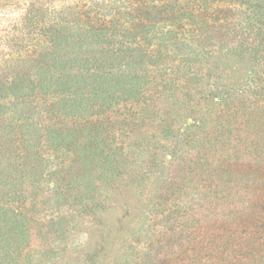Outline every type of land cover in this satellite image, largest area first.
I'll return each mask as SVG.
<instances>
[{
	"label": "rangeland",
	"instance_id": "374dc122",
	"mask_svg": "<svg viewBox=\"0 0 264 264\" xmlns=\"http://www.w3.org/2000/svg\"><path fill=\"white\" fill-rule=\"evenodd\" d=\"M42 1H47L52 10L69 9L80 22L84 21L89 10L97 7H105L102 12L107 16L114 14L125 28H130L133 22H144L135 11L133 0ZM187 1H191L188 3L193 14L183 22L184 28L177 39L173 37L164 41L163 61L134 65L136 53L127 45L125 38L120 37L111 46L116 52L108 57L103 71H100V66L78 62L77 74L83 87L67 97L58 87L57 80L61 75L52 71L46 75L37 63V56L53 50V47L47 42H32V45L23 42L25 48L17 49L13 41L4 39L6 34L12 36L10 27L14 24L9 27L11 22L2 20L0 75L8 80L21 73H27L33 80L41 76L45 78L44 91L48 97H44V103L37 99V108L41 104H46L45 108L47 105L55 107V112L59 108H67L74 119H79V116L92 114L95 107L99 114L105 112L102 118L117 120L122 103L119 98L130 89V84L123 85L122 80L125 82L126 76L132 74L145 79L143 94L152 91L159 94L152 107L154 110H146L141 117L143 129L137 135V144H141L147 154L144 155L143 148L138 145L132 153L135 158L133 176L143 175L145 178L135 177L128 181L118 176L117 164L111 165L108 160L100 159V166L93 168L90 182L85 185L95 194L94 202L85 204L93 209L86 214L67 217L70 221L65 225L67 236L51 242V247L58 252L51 264H123L132 258L133 252L146 249L167 264H182L187 256L192 259L190 264H218L220 258V264H259L248 252L255 254L256 250H264V144L247 147L248 141L242 145L235 138V132L228 141L229 132H225L220 141L215 138V133L221 131L220 122L229 107L239 109L238 117L243 112L264 113V100H261L264 97L250 87L259 83L264 72V64L256 57L257 54H245L238 65L219 62L226 51L232 49L235 52L237 40L247 34V30L243 32L246 27L242 20L255 21L264 27V0H208L214 6L212 18L211 13L204 15L200 8L205 0H183L184 6H188ZM30 2L0 0V15L9 16L12 23L17 24L28 12ZM230 13L241 18L229 21L234 24L236 34L227 41L222 39L215 21L225 20ZM99 49L96 46L91 48ZM74 51L76 49L72 50L70 45L63 46L57 53L73 59L77 57L73 55ZM120 52L124 55L118 58ZM213 69L217 71L213 72ZM101 73H106L105 76L113 73L111 76L119 77L121 83L115 85L100 76ZM64 75L69 77V73ZM0 106L6 109L0 121L1 128L8 123H20L13 112L12 98L0 99ZM19 108L17 106V110ZM38 111L42 110L39 108ZM41 116L45 119L43 112ZM43 135L38 141L21 144L18 152L24 154L29 147L34 158L37 160L39 157L36 178L42 185L41 189L48 191L51 182H55L52 173L57 167L53 148L60 136L52 127L47 128ZM97 135L100 138L96 140L97 145L102 152L100 131L92 134L85 131V135L77 137L83 144H89ZM246 140L251 139L248 137ZM64 156L68 162L74 158L73 153L65 152ZM142 162L143 166L140 165ZM65 164L67 167L68 163ZM173 184L184 186L181 197L168 194V187ZM100 191L104 195L100 196ZM163 193L173 200L181 198L182 205L195 199L186 229H174L167 233L168 236L156 230L155 225L159 223L153 215V212L162 210L159 204ZM57 200L55 197L54 202ZM198 202L208 204V209L203 212L204 206ZM171 214L177 216V210L173 209ZM226 237L232 245L221 254L211 250L220 248L212 244L213 239L221 246ZM198 243L204 248L195 247ZM224 252L226 257L223 259ZM211 255L216 260L207 262L206 258Z\"/></svg>",
	"mask_w": 264,
	"mask_h": 264
},
{
	"label": "trees",
	"instance_id": "16d2710c",
	"mask_svg": "<svg viewBox=\"0 0 264 264\" xmlns=\"http://www.w3.org/2000/svg\"><path fill=\"white\" fill-rule=\"evenodd\" d=\"M133 1L136 4L135 11L139 12L144 22L137 24L133 22L130 28H125L114 14L112 16L104 14L102 11L105 7L89 10L84 15V21L80 22L69 9L52 10L47 6V1L42 0H31L28 12L17 24L12 23L13 20L9 16L0 15V27L2 20L5 22L9 20L11 22L9 27L14 24L10 27L13 31L12 36L6 34L4 39L13 41L17 49L25 48L23 42L31 45L32 42L49 43L53 50L39 54L37 63L46 75L50 71L56 75L60 74L61 77L57 80L60 91L65 97L73 96L75 91L83 87L80 85L77 74L79 61L92 67L100 66V71H103L105 63L109 61L108 57L111 58V53L116 52L111 46L118 38L123 37L127 45L133 47L131 50L136 53V60L132 62L134 65L141 63L145 66L149 61L161 62L166 47L164 41L173 37L177 39L180 30L184 28L183 22L187 16L193 14L188 3L191 1H187L188 6H184L183 0ZM214 1L219 2V0ZM202 6L204 8H200L204 15L210 14L214 7L208 0H205ZM210 17L212 18V13ZM235 18L241 17L230 13L225 20L215 21L216 29L222 35V39L225 38L228 41L236 34L234 24L229 23L232 19L237 21ZM242 21L246 27L243 32L247 30V34L237 40L235 52L232 49L226 51L227 54H224L219 62L238 65L243 61L245 54L254 52L258 55L256 57L259 61L264 64V46H261L264 45L263 25L255 21ZM8 26L6 28L9 29ZM241 26L243 29L244 26L242 24ZM260 35L262 38H259ZM61 45L64 48L71 45L72 50L76 49L73 55L77 57L72 59L57 53V50L63 47ZM95 46L100 49L91 50L92 47L95 49ZM82 54L84 55L81 56ZM122 55H124L123 52H120L118 58ZM214 71L217 70L213 69ZM73 72L74 74L71 75ZM67 73L69 77L63 76ZM106 73H101L100 76L107 78L115 85L121 83L119 77L111 76L113 73L105 76ZM139 78L137 74H132L126 76L125 82L122 80L123 85L130 84V89L119 98L122 103L117 120H110L102 118L105 112L99 114L95 107L92 114L87 117L79 116V119H74L67 108H59L57 112L54 111L56 108L53 106L47 105L45 108L46 104H41L37 108V99L44 103V97H48L44 91V85L47 83L45 78L41 76L33 80L27 73H21L8 80L0 75V99L12 98L13 112L20 119V123H8L2 126L4 128L0 127V264H51L58 253L51 247V242L65 239L67 236L65 225L70 222L67 217L77 213L78 215L86 214L93 209L91 206H85L89 202L93 203L92 200L95 197L94 192L85 185L90 182L93 168L97 169V166H100V159L108 160L111 165L117 164L119 166V175H117L128 181H132L135 177L140 180L145 178L143 175L133 176L135 158L132 153L138 145V132L143 129L141 117L146 110H154L152 107L158 100L159 94L156 91L143 94L145 79ZM258 82L257 85H250V87L255 93L258 91L257 95L264 97V72ZM17 106H20L18 110ZM39 108L45 114V119H42ZM238 111V108L229 107V110L223 113L220 122L221 131L219 134L215 133V138L222 141L225 132H229L228 141L232 138L231 134L235 132V138L242 142V145L248 141L247 147L253 144H264V113L262 111L255 114L243 112V115L238 117ZM5 113V107L0 106V121ZM50 127L58 130L60 136L56 138L59 142L53 148L57 169L52 173L55 182H51L48 191H43L42 185L36 178L39 157L36 160L29 147H26L24 154H20L18 149L22 147L21 144L38 141ZM96 130L100 131L101 145L104 147L102 152L96 141L100 140L98 135L89 144H83V141L77 137L85 135V131L92 134ZM248 137L251 140H246ZM138 146L143 148L141 151L146 155L145 148L141 144ZM65 152L74 154L70 162L65 159ZM94 162L97 163L96 166L92 165ZM188 164L192 166L191 163ZM140 165L143 166V162ZM182 188L184 186L181 184H173L168 187V194L175 198L181 197L180 194L184 191ZM102 195L104 193L100 191V196ZM55 197L58 199L56 202H54ZM171 197L163 193L159 204L162 210L153 212L155 220L159 223L155 225L156 230L164 236H168L167 233H172L174 229H186L190 219L189 211L192 210L195 200L182 205L181 198L173 200ZM198 204L205 207L202 209L203 212L208 209V204L203 205L202 202ZM173 209L177 210V216L171 214ZM224 241L226 245L224 242L220 246L213 239L212 244L220 248H211V250L221 254L232 245L229 238L226 237ZM262 245L264 246V241ZM195 247L204 248L201 243L195 244ZM224 254L223 259L226 257L225 252ZM248 254L255 257L259 264H264V250H256L255 254L251 252ZM131 257L123 264H167L161 261L158 255L149 254L147 249L133 252ZM189 257H185L182 264H190L192 259L189 260ZM206 260L213 262L216 259L211 255ZM220 260L221 258L217 261L218 264Z\"/></svg>",
	"mask_w": 264,
	"mask_h": 264
}]
</instances>
